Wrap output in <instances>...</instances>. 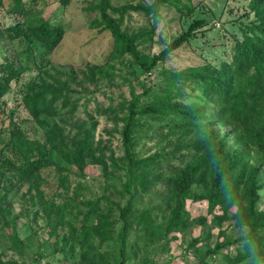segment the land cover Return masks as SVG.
<instances>
[{
	"label": "rangeland",
	"instance_id": "obj_1",
	"mask_svg": "<svg viewBox=\"0 0 264 264\" xmlns=\"http://www.w3.org/2000/svg\"><path fill=\"white\" fill-rule=\"evenodd\" d=\"M98 1L0 0V63L5 58L13 60L22 71L19 79L12 80L0 106V146H5L4 158H18L6 144L13 129L8 115H12L16 128L29 140L45 141L47 129L54 124L75 140L90 134L96 144L102 138L108 145L106 155H113L119 164L118 168L110 167L107 174L103 173L100 165L88 164L81 173L79 168L51 150L52 158L68 168L70 181L66 187H58L53 169H44L46 182L42 188L46 198L62 204L74 197L75 192L79 194L75 201L78 206L64 211V224L49 221L48 209L42 206L38 197H31L36 191L30 190L28 183L15 185L1 200L6 192L4 185L9 182L0 178V264H82L81 254L85 248L81 237L77 238L78 241L71 239L69 225L77 229V234L93 222L95 215L90 212L93 206H88L87 202L92 203L96 199L100 204L98 212H108L115 224L109 229L111 238L100 242V238L93 234L90 242L106 259L103 264H117L124 236L120 208L130 197L133 198L134 211L130 215L125 264H264V256L254 254L237 263L229 261L227 255L231 258L237 256L239 250L245 248V242L232 243L217 254L207 253L216 247L219 240L227 242L238 238L249 229L236 225L233 213L237 207L230 209L227 218L219 204L211 208L201 171L183 200L184 224L170 227L168 234L151 241L143 223L150 218L165 230L179 203L172 193L166 172L157 179L147 176L145 189L135 182L132 192L126 191L130 175L122 137L123 117L127 111L124 105L134 96L138 97L140 106H147L169 96L174 71L208 62L219 65L223 60H231L234 40L241 36L240 27L254 18V13L250 12V0H176V3H164L157 15L141 11L126 13L122 29L134 34L140 50L151 56L188 29L194 20L205 18L207 21L196 37L150 71L142 70L129 54L113 55L114 39L109 31H102L100 12L93 9ZM111 1L119 6L151 4L154 0ZM185 5L189 6L190 12L181 10ZM248 12L250 16H247ZM39 17L64 28V36L52 52L37 40L31 42L24 37L10 36V27H25L28 20ZM90 66H97L95 81L85 76ZM99 71L101 73L98 74ZM42 78L47 81L60 78L68 83L73 91L72 98L77 102L74 111L62 108L58 102L55 105L57 114H43L40 117L42 123L29 115L23 97L29 83L39 82ZM146 89H149L148 93ZM177 90L190 106L205 108L208 130L216 135L217 140L224 142L229 163L236 162L229 174L230 185L240 178L243 171L259 168L256 204L259 210H264L263 154L245 141L238 126L218 119L216 108L201 99L200 89L195 84L179 83L174 91ZM110 108L114 110L110 111ZM185 122L182 117L170 113L139 116L132 151L138 158L165 160L175 145L204 136L198 131L190 132ZM182 153L187 155L185 163L176 161L182 166L199 155L185 149ZM137 171L145 172L143 168ZM208 172L212 173V170ZM11 173L6 170L5 177H10ZM205 177L208 182L212 178L210 174ZM13 182L17 184L16 178Z\"/></svg>",
	"mask_w": 264,
	"mask_h": 264
},
{
	"label": "trees",
	"instance_id": "obj_2",
	"mask_svg": "<svg viewBox=\"0 0 264 264\" xmlns=\"http://www.w3.org/2000/svg\"><path fill=\"white\" fill-rule=\"evenodd\" d=\"M63 1L68 2V0ZM167 2L176 3V0H154L151 4L119 6L114 5L111 0H99L93 9L100 12L102 31H109L114 39L113 55L129 54L142 70L150 71L172 52L189 43L192 38L196 37L197 32L207 24L205 18H198L159 53L151 56L143 52L136 43V36L122 29L121 24L124 16L129 11L157 15L161 6ZM249 7L250 12L254 13V18L240 27L241 36L234 40L231 60H223L219 65L208 62L174 71L169 96L159 98L147 106H140L138 97L134 96L126 106L124 105L127 111L123 117L124 126L122 129L126 149L125 159H128L127 169L130 175V180L125 185L126 191L131 193L135 182L145 189L147 176L157 179L161 173L166 172L169 174L167 181L172 193L179 203V206L174 209V215L168 228L165 230L162 226L151 222L150 218L146 219V223H143L146 235L150 237L151 241H154L162 234H168L170 227L184 224L181 210L183 200L190 193L201 171L211 208L219 204L227 218L230 209L237 207L233 213L236 225L249 229L247 233L238 238L227 242L219 240L216 247L210 248L207 252L217 254L232 243L245 242V248L240 249L237 256L231 258L227 255L232 263H237L243 257L251 254L264 256V210H259L256 204L259 168L252 167L248 172L243 171L240 178L230 185L229 174L236 162L229 163L224 142L222 139L217 140L216 135L208 130L209 121L204 113L205 108L199 105L190 106L189 101L184 100L181 91H178L180 89L177 91L174 89L178 87L179 83L195 84L196 88L200 89L201 99L216 108L218 119L221 122L238 126L242 130L245 141L249 145L255 146L264 156V0H250ZM184 9L187 12L191 11L188 5L181 6V10ZM250 12L247 16H250ZM9 30L12 38L19 36L29 39L31 42L37 40L46 47L48 52L55 50L65 33L62 26L52 23L44 17L32 18L26 22L25 27L15 25ZM96 67L90 66L88 74H85L91 81H95ZM21 73V68L16 66L13 60L5 58L0 63V106L4 103L2 99L8 92L12 80L19 79ZM145 92L148 93L149 89H146ZM72 95L73 91L69 89L68 83L63 82L60 78H53L51 81L42 78L39 82L29 83L23 103L29 115L42 123L40 117L43 114H57L55 105L58 102L61 103L62 108L74 111L77 102L73 100ZM113 110L114 108H110V111ZM164 113L182 117L186 120L185 124L190 132L198 131L204 133V136L175 145L165 160H157L158 158L155 157L138 158L132 151V146L139 127V116ZM8 117L13 129L6 144L11 147L18 158L16 160L4 158L5 146H0V178L9 182L4 185L6 192L1 200L7 197L15 185L28 183L30 190L35 189L36 191L35 195L31 197H38L42 206L48 209L47 218L49 221L64 224L63 213L70 207L73 209L78 206L75 201L79 199L76 196L79 194L75 192L74 197L66 199L70 202L65 201L62 204H57L46 198V193L42 188L46 182L43 174L44 169H53L58 180V187H66L70 181L68 168L52 158L51 150L61 155L67 163L79 168L81 173H84L88 164L100 165L104 174L109 172L110 167H119L113 155H106L108 145L102 138L96 141V144L90 134L75 140L64 134L63 130L54 124L50 129H47L45 141L29 140L16 128L13 116L8 115ZM183 149L193 152L195 155L199 154L185 166L176 163V161L183 163L187 158V155L182 153ZM138 168H143L145 172H138ZM6 170L12 172L10 177H5ZM209 170H212V173H209ZM208 174L212 177L209 182L205 177ZM15 178L17 184L13 182ZM87 205L93 206L90 208V212L95 215V220L84 226L77 234L75 232L77 229H72L69 225L70 236L74 241H78L77 238L81 237L80 241L85 248L81 254L82 264H103L106 259L97 252V247H94L90 241L93 234L100 238V242L111 238L109 229L115 222L110 218L108 212H98L100 209L99 199L92 203L87 202ZM133 211V198L130 197L127 204L120 208L124 236L117 264H125L126 261V241L130 231V215ZM59 217L62 219L60 220Z\"/></svg>",
	"mask_w": 264,
	"mask_h": 264
}]
</instances>
